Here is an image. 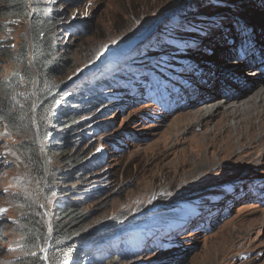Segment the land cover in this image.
Listing matches in <instances>:
<instances>
[{
	"label": "rangeland",
	"instance_id": "obj_1",
	"mask_svg": "<svg viewBox=\"0 0 264 264\" xmlns=\"http://www.w3.org/2000/svg\"><path fill=\"white\" fill-rule=\"evenodd\" d=\"M46 4L62 21L56 43L63 48L56 51V59L64 61L58 78L68 82L66 88L86 77L88 86L100 92L104 87L95 83L102 78L123 84L109 92L107 103L91 110L87 106L80 129L88 126V137L75 142L66 155L48 153L54 138L45 142L36 123L37 91L33 119L45 147V152L41 149L46 181L55 171L57 179L68 176L66 183L58 182L59 192L49 205L45 182L41 206L52 214V207L72 190V200L87 203L85 231L92 236L106 232L103 239L108 243L98 246L99 239L90 241L91 250L82 261L112 264L107 257L111 252L105 251L129 240L131 245L125 247L138 250L134 255L138 262L113 264H264V115L259 114L264 110V90L259 93L264 76L257 80L246 75L256 71L264 75V63L256 67L264 59V49L257 36L252 42L264 25V0H46ZM31 12L33 21L37 14L33 8ZM1 15L0 25L6 28L0 30V61L5 63L2 76H8L12 65L6 63L4 52H18L24 39L29 49L30 41L36 47L32 21ZM76 27L85 32L73 33ZM96 59L97 66L92 67ZM36 73L40 78L37 69ZM241 77L253 81L238 92L225 82L229 78L238 84ZM217 96L230 100L199 122L201 114L218 102ZM68 103L59 107V114L71 112ZM245 105L252 107L251 113L243 112ZM235 106L241 110L236 112ZM249 118H254V129L251 124L234 129ZM52 129L55 135L61 131ZM228 131L233 136L230 144ZM27 136L0 123V225L7 229L0 243L5 250L0 264L24 256L17 245L21 239L17 229L28 210L12 196L25 191L27 184L30 159L17 150ZM74 141L68 137L67 144ZM73 154L91 167L76 188L75 169L68 164ZM166 223H171L168 229ZM147 230L151 234L143 238L140 233Z\"/></svg>",
	"mask_w": 264,
	"mask_h": 264
},
{
	"label": "trees",
	"instance_id": "obj_2",
	"mask_svg": "<svg viewBox=\"0 0 264 264\" xmlns=\"http://www.w3.org/2000/svg\"><path fill=\"white\" fill-rule=\"evenodd\" d=\"M31 8L37 14L33 21ZM0 14L12 20L32 21L33 23L36 47L34 61L40 74L39 108L36 123L45 142L49 138H54L51 143H48L49 155H66L69 152L68 148L71 151L75 149L77 145L75 142L88 137L89 127L86 126L87 129H80L82 118L87 117L83 113L88 111L85 110L87 106L91 110V107L94 109L101 103H107L110 98L109 92L116 87L117 90H120V86L123 85L122 81L113 78L97 80L95 84L105 89L102 92L97 87L88 86V77L81 79L73 87L66 88L68 82L58 78V73L62 69L64 61L59 58L56 59V51L63 48V45L56 43L58 42V27L62 24V21L59 20L56 11L50 12L46 0H0ZM0 26V30L4 32L6 26L2 23ZM78 28L76 27L72 32L75 34L85 32V28H79L80 30ZM4 54L6 63H10L12 67L8 76H2L3 64L5 63L0 61V123H6L9 130L16 135H28L27 140L17 145V150L22 157L30 159V172L24 180V184L27 182L24 187L25 191L12 196L28 210L17 229V233L21 237L17 245L24 256L11 264H71L72 261H75L74 264H86L87 261H82V259L87 257L86 254L91 250L88 243L99 239V246L104 242L108 243V241L103 239L106 232H99L96 234L97 236H92V234L85 231V227L89 223L86 214L87 203L72 200V190L69 191L68 198H65V201H60L58 205L52 207L54 237L51 250L48 251V259L44 258L51 226L49 218L40 203L42 193L45 191V163L44 154L35 131L36 123L33 119L35 98L32 91L34 90L35 77L28 63L30 57L28 41L24 39L18 52L13 53L6 50ZM95 61L97 59L91 64L93 65ZM96 64L92 67L97 66ZM84 87L89 89H84ZM86 96L90 97L87 101L83 98ZM66 100L69 101L71 112L66 115L59 114L58 109ZM54 127H59L61 130L56 135V131L52 129ZM70 127L72 129H69ZM64 131L66 132L64 133ZM68 137L70 139L72 137L75 141L72 144H67ZM76 155L73 154L68 159V164H71L72 169H75L72 184L74 188H76L80 179L86 177L87 169L91 168L89 164H85L86 159L78 158L79 156ZM56 175L57 171L47 179L48 190L45 196L47 205L53 201L55 194L59 192L58 190L55 191L59 185L58 182L61 181L64 184L67 181L68 176H62L60 180L55 177ZM169 225L171 223H166L167 227ZM6 230L5 225H0V243L4 242L3 232ZM140 234L145 238L144 235H150V232L147 230ZM131 242L125 240L115 250L108 248L105 251V253L111 252L107 257H110L112 264L119 260L123 262L135 260L134 263L138 262V258L134 257L138 250L131 251L125 247L126 244L131 245ZM2 253H5V250L0 245V254Z\"/></svg>",
	"mask_w": 264,
	"mask_h": 264
},
{
	"label": "bare ground",
	"instance_id": "obj_3",
	"mask_svg": "<svg viewBox=\"0 0 264 264\" xmlns=\"http://www.w3.org/2000/svg\"><path fill=\"white\" fill-rule=\"evenodd\" d=\"M260 31H261V35H254L255 36V38L254 39H252V42H254V43H256V36H257V40H258V42H259V44L263 47V49H264V38H263V34H264V25H262V24H260V29H259ZM259 51H261V52H263L262 51V49H259ZM248 55V54H247ZM241 59V61H242V58H240ZM262 60H264V59H259V62L260 63H257L256 64V67H257V65H258V67H260L261 66V64H263L264 62H261ZM257 72V71H256ZM256 72H252V73H247L246 75L247 76H251V77H256L257 78V80L258 79H260L261 78V76H264L263 75V73H261V74H256ZM242 76V75H241ZM246 77V76H245ZM260 77V78H259ZM242 78V81H240L238 84H235V83H232L231 81H230V79L228 78L225 82H227V84L230 86H234V88H238V89H236L237 90V92L239 91V90H241L242 88H246L247 86H249V84H251L252 83V81L253 80H249V79H244V77H241ZM250 81H251V83H250ZM240 85V86H239ZM261 85V84H260ZM255 86V85H254ZM259 89V88H258ZM260 91H259V93H261V91L262 90H264V88H260L259 89ZM258 93V94H259ZM264 94V93H263ZM263 96V95H262ZM221 97V96H220ZM217 98H218V96H217ZM264 99V97H261V100H263ZM230 99L229 98H221V100L218 98V102H216V103H213V104H211L210 105V107H208L206 110H205V113H202L201 114V116H200V118L198 119V121L199 122H202V121H204L205 120V118H207V117H211V116H213L214 114H215V108L218 110V109H222V108H224L225 106H226V104H223V102L224 101H226L225 103H227L228 101H229ZM264 104V103H263ZM257 107H259L260 109H262V106L261 105H259V106H257ZM209 108H210V110H209ZM233 108H235V111L236 112H239L238 110L240 109V106L238 107V106H235V107H233ZM252 108V107H251ZM251 108H247L246 107V105L244 106V109H243V112H245V113H251ZM241 110V109H240ZM235 112H231V114L233 115ZM261 113V117H263L262 116V113H263V115H264V110H263V112H259V114ZM201 118H202V121H201ZM245 120H241V124L239 125L238 123L235 125V127H234V129H236V130H240V129H245L246 128V125L247 124H251V127H252V129H254L255 128V125H254V118H249L248 119V121L247 122H244ZM219 125H220V123H219ZM224 129H232L231 127H226V128H224ZM227 134H228V136H227V138H226V141H227V143L228 144H230L231 143V141H232V139H233V136H232V132H230V131H228L227 132ZM217 140H218V138H216ZM245 139V136H242V140H244ZM50 235V234H49ZM48 255V254H47Z\"/></svg>",
	"mask_w": 264,
	"mask_h": 264
},
{
	"label": "water",
	"instance_id": "obj_4",
	"mask_svg": "<svg viewBox=\"0 0 264 264\" xmlns=\"http://www.w3.org/2000/svg\"><path fill=\"white\" fill-rule=\"evenodd\" d=\"M31 21H29L28 23H30ZM30 44H31V47L29 49V52H30V57H29V60H28V63H29V66H30V69L32 70L34 76H35V84H34V96H35V101L37 104V101H38V97H37V91H38V88H39V78H38V75L36 73V69H35V66H34V52H35V48L32 46V43L30 41ZM36 105H35V109H36ZM38 136H39V145L42 147L43 151L45 152V147L42 145V142H41V139H40V135L38 133ZM46 156V155H45ZM47 179H48V175H47ZM48 184H47V181H46V184H45V189L47 188ZM43 210L45 211V213L47 212L48 214V217L50 218V226H51V230H50V236H49V239H48V242H47V245L45 247V252H44V258L47 260L48 259V251L51 250V243H52V239L54 237V229H53V216L50 212H48L44 206Z\"/></svg>",
	"mask_w": 264,
	"mask_h": 264
}]
</instances>
